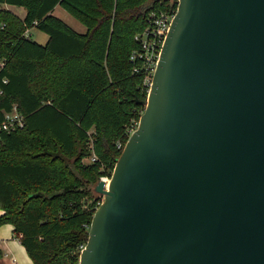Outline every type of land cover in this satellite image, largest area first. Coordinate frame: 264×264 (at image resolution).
Returning a JSON list of instances; mask_svg holds the SVG:
<instances>
[{
    "label": "water",
    "instance_id": "1",
    "mask_svg": "<svg viewBox=\"0 0 264 264\" xmlns=\"http://www.w3.org/2000/svg\"><path fill=\"white\" fill-rule=\"evenodd\" d=\"M78 264H264V0H177Z\"/></svg>",
    "mask_w": 264,
    "mask_h": 264
},
{
    "label": "trees",
    "instance_id": "2",
    "mask_svg": "<svg viewBox=\"0 0 264 264\" xmlns=\"http://www.w3.org/2000/svg\"><path fill=\"white\" fill-rule=\"evenodd\" d=\"M0 4L25 9L20 18L0 7V121L13 105L24 116L21 129L0 136V225L13 226L33 264H78L100 204L94 185L111 175L116 144L144 110L143 72L130 60L134 37L150 11L176 9L177 0ZM57 5L85 32L54 16ZM32 28L45 43L26 34ZM90 155L96 159L83 163Z\"/></svg>",
    "mask_w": 264,
    "mask_h": 264
},
{
    "label": "built area",
    "instance_id": "3",
    "mask_svg": "<svg viewBox=\"0 0 264 264\" xmlns=\"http://www.w3.org/2000/svg\"><path fill=\"white\" fill-rule=\"evenodd\" d=\"M176 9L168 10H152L148 13L147 24L145 28L137 33L134 39L138 42V48L133 50L130 54V60L140 62V67L135 66L133 69L138 72L140 69L143 72V86L146 88V97L150 90L152 76L160 55L161 46L164 42L165 36L168 32L171 20L174 16ZM3 66V62H0V68ZM6 83V80H2ZM2 90L0 88V94ZM139 118L132 119L126 126V136H130L132 132L137 128ZM24 126V116L13 105L11 110L3 112V119L0 121V136L4 133L13 132L21 129ZM121 142L116 144L117 148H123ZM96 158L91 156V161ZM112 172V171H111ZM101 180L105 183L107 188L110 175L100 176Z\"/></svg>",
    "mask_w": 264,
    "mask_h": 264
},
{
    "label": "crops",
    "instance_id": "4",
    "mask_svg": "<svg viewBox=\"0 0 264 264\" xmlns=\"http://www.w3.org/2000/svg\"><path fill=\"white\" fill-rule=\"evenodd\" d=\"M7 5L0 4V7L10 10ZM16 15L20 18H23V16L18 14ZM2 213L3 211L0 209V215ZM0 252V264H33L24 247L21 245L19 239L14 236L13 226L11 224L6 223L0 225Z\"/></svg>",
    "mask_w": 264,
    "mask_h": 264
},
{
    "label": "rangeland",
    "instance_id": "5",
    "mask_svg": "<svg viewBox=\"0 0 264 264\" xmlns=\"http://www.w3.org/2000/svg\"><path fill=\"white\" fill-rule=\"evenodd\" d=\"M7 5V4H6ZM8 8L20 15V16H24L25 15V9L23 7H18V6H13V5H7ZM53 15L58 17L59 19H61L62 21H64L67 25H69L72 29H74L76 32L78 33H83L85 32V27L78 21L76 20L72 15H70L64 8H62L61 6L57 5L54 10H53ZM26 34L30 35L31 38L34 41H37L39 43H44L47 39V35L37 29H31L26 31ZM83 163L87 164L89 162H91V155L87 156L85 158H83ZM105 175V174H104ZM102 175V176H104ZM97 183V182H96ZM96 185V184H95ZM94 185V186H95ZM93 190V189H92ZM94 194V199L97 201H100V203L103 200V196L98 194V193H93ZM29 257V256H28Z\"/></svg>",
    "mask_w": 264,
    "mask_h": 264
}]
</instances>
